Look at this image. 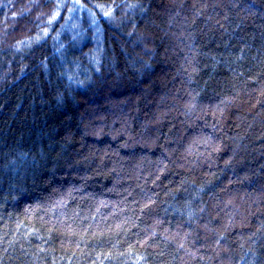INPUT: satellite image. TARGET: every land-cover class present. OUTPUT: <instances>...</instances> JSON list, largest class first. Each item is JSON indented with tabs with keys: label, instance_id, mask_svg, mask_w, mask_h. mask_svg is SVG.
<instances>
[{
	"label": "trees",
	"instance_id": "1",
	"mask_svg": "<svg viewBox=\"0 0 264 264\" xmlns=\"http://www.w3.org/2000/svg\"><path fill=\"white\" fill-rule=\"evenodd\" d=\"M0 264H264V0H0Z\"/></svg>",
	"mask_w": 264,
	"mask_h": 264
},
{
	"label": "rangeland",
	"instance_id": "2",
	"mask_svg": "<svg viewBox=\"0 0 264 264\" xmlns=\"http://www.w3.org/2000/svg\"><path fill=\"white\" fill-rule=\"evenodd\" d=\"M78 10H80L78 7H77Z\"/></svg>",
	"mask_w": 264,
	"mask_h": 264
}]
</instances>
